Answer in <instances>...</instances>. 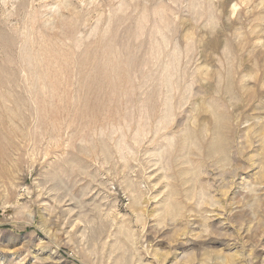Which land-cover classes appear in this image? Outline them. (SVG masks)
Masks as SVG:
<instances>
[{
    "label": "rangeland",
    "instance_id": "rangeland-1",
    "mask_svg": "<svg viewBox=\"0 0 264 264\" xmlns=\"http://www.w3.org/2000/svg\"><path fill=\"white\" fill-rule=\"evenodd\" d=\"M0 264H264V0H0Z\"/></svg>",
    "mask_w": 264,
    "mask_h": 264
},
{
    "label": "bare ground",
    "instance_id": "bare-ground-1",
    "mask_svg": "<svg viewBox=\"0 0 264 264\" xmlns=\"http://www.w3.org/2000/svg\"><path fill=\"white\" fill-rule=\"evenodd\" d=\"M222 3V2H221ZM221 7V6H220ZM224 8H226V7H224ZM225 10V9H224ZM102 58V57H101ZM102 60V59H101ZM106 80V79H105ZM114 99V98H113ZM107 104V103H106ZM95 108V107H94ZM84 111V109H82V112ZM87 111V110H86ZM92 116V115H91ZM90 116V117H91ZM85 117H86V115H85ZM84 118V117H83ZM93 121V120H92ZM221 143V142H220Z\"/></svg>",
    "mask_w": 264,
    "mask_h": 264
}]
</instances>
